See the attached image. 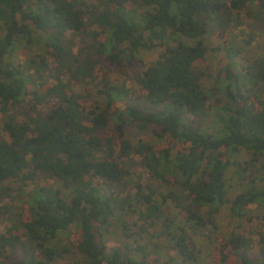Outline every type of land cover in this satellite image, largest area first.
Here are the masks:
<instances>
[{
  "label": "trees",
  "instance_id": "trees-1",
  "mask_svg": "<svg viewBox=\"0 0 264 264\" xmlns=\"http://www.w3.org/2000/svg\"><path fill=\"white\" fill-rule=\"evenodd\" d=\"M241 11L256 17L264 32V0H0V215L12 217L0 232V264H54L71 249L51 242L73 226L70 242L83 264L197 262L185 227L169 229L165 204L174 202L192 228L217 229L232 155H250L238 164L243 172L264 157V56L249 60L244 80L230 65L223 69L222 132L202 128L211 100L199 64L209 52L204 36L216 21L224 37L241 22ZM37 30L45 34L46 53L35 51ZM226 48L232 58L240 53ZM149 51L158 57L147 64ZM97 66L137 74L139 91L107 78L97 83ZM78 84L89 90L76 92ZM90 86L105 95V106L92 101ZM109 126L114 134L103 135ZM131 128L152 129L156 141L134 144L126 137ZM140 168L149 171L151 184H142ZM159 180L177 188L158 192L153 181ZM128 184L134 196L122 194ZM6 198L16 200L19 212ZM253 203L264 206V188L238 194L232 210L241 214ZM117 212L138 214V235L165 218L162 235L176 257L164 258L146 243L108 250L102 229ZM122 226L135 235L125 219ZM257 236L220 238L219 263L264 264V233Z\"/></svg>",
  "mask_w": 264,
  "mask_h": 264
},
{
  "label": "rangeland",
  "instance_id": "rangeland-1",
  "mask_svg": "<svg viewBox=\"0 0 264 264\" xmlns=\"http://www.w3.org/2000/svg\"><path fill=\"white\" fill-rule=\"evenodd\" d=\"M241 22H234L232 26L227 30L224 37L220 36L221 26L218 25L216 21H210L208 26V32L205 34L204 38L209 46V52L207 54L206 60L199 62V64L206 70V73L202 79V83L206 90H208L211 96L210 108L208 114L202 119V128L207 132L217 135L222 132V123L218 117L219 105L224 102H220L219 98H224L222 87H223V69L230 65L232 72L241 77L244 80V67L248 64L249 60L255 59L259 56H264V32L260 29V23L256 17L249 16L246 11H241L240 13ZM36 34V50L37 52L46 53V42L45 34L40 30L35 31ZM187 42H191L190 39H184ZM81 46V41H77L75 46V51L78 53V49ZM236 47L240 50V53L232 58L228 54V49L226 47ZM224 47V48H223ZM158 57V53L155 51H149L144 53L145 62L150 64L154 62ZM49 60L51 65L54 66L56 60L54 56L49 54ZM97 83H102L103 78H107L111 83H117L124 85L127 88H133L139 91L140 84L138 75L133 72L118 73L112 69L103 68L97 66L96 69ZM47 79V77H44ZM92 91L91 98L92 101H97L102 107L108 103L105 95H100L97 93L98 88L90 86ZM76 92H84L89 90L87 86L83 84H78L75 86ZM84 102L89 104L91 100L87 97L83 98ZM133 103L139 105L145 110H156L157 108L148 103L146 100L133 99ZM47 105L44 106V109ZM114 134L113 126H109L103 135L108 136ZM126 137L130 139L134 144L140 141L154 142L156 141V136L152 129L140 131L136 128H131L127 131ZM250 155L246 151L240 150L239 152L232 155L233 164L228 168L227 171V187H228V202L224 204L221 210L215 214L218 228L214 229L212 226H207L206 228H192L191 224L187 222L186 214L176 207L175 203L171 200L167 201L166 214L170 218V230L179 231L181 227H185L187 234L192 238L194 246L196 248V253L198 260L195 264H221L217 257V242L220 238L228 237L233 233H245L253 238L258 237V232L264 233V206L260 203H253L247 206L245 211L241 214L235 213L232 210V200L240 193L246 191L247 189L257 185V189L264 188L261 184H264V169L261 167V163L264 162V157L259 162H256L253 168H249L247 171L243 172L239 168V163L245 162L249 159ZM141 178L143 185L151 184L150 174L147 169L140 168ZM254 180H256L254 182ZM14 187L18 188L22 185V182L13 181L10 183ZM154 187L158 192L166 193L170 189H176L177 185L171 183H165L163 181H153ZM261 187V188H260ZM126 192L122 194L125 195L131 192L132 196L135 195L136 189L132 184H128L125 187ZM23 190L27 191L28 187L23 186ZM157 197L161 199L160 195ZM3 203L13 207L12 211L19 212L16 208V200L6 198ZM20 204V201H18ZM136 207H141V204H136ZM2 212H4L2 210ZM10 214V213H9ZM8 213H2L0 215V232H4L7 227L11 225V216ZM126 220L129 225V232L135 233L133 236H127L124 233L122 220ZM165 218L161 221L156 222L152 227H145L143 235L139 234V229L134 223L141 224V220L138 214H129L127 216L117 212L106 226L102 229L104 234L105 242L108 246V250L116 246H123L124 244H129L135 246L138 243H146L152 250L160 249V255L164 258L169 256L177 255L176 249L172 248L169 239L163 234L164 229L163 222ZM75 227H71L68 231L59 234L52 242L56 248L61 246L70 247V253H67L63 259L57 260L54 264H83L82 257L78 251L71 245L70 237L71 233H74ZM160 235V236H158ZM258 239V238H257ZM156 244L159 246L156 247ZM256 244V243H255ZM253 250L258 249V243L253 247ZM236 260L238 258H235Z\"/></svg>",
  "mask_w": 264,
  "mask_h": 264
}]
</instances>
